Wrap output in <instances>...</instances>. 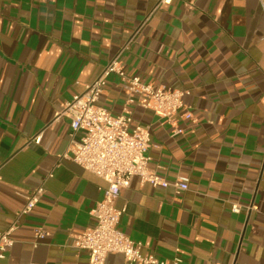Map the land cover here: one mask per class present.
Here are the masks:
<instances>
[{
	"label": "crops",
	"instance_id": "crops-1",
	"mask_svg": "<svg viewBox=\"0 0 264 264\" xmlns=\"http://www.w3.org/2000/svg\"><path fill=\"white\" fill-rule=\"evenodd\" d=\"M116 55L129 77L189 91L193 117L165 123L128 106L149 129V166L189 183L133 177L115 201L118 228L162 260L264 264V0H0V231L16 225L0 264H88L72 236L92 225L106 183L63 156L60 112ZM125 98L111 74L98 103L119 114ZM105 264L127 263L111 253Z\"/></svg>",
	"mask_w": 264,
	"mask_h": 264
},
{
	"label": "built area",
	"instance_id": "built-area-1",
	"mask_svg": "<svg viewBox=\"0 0 264 264\" xmlns=\"http://www.w3.org/2000/svg\"><path fill=\"white\" fill-rule=\"evenodd\" d=\"M169 1L160 0L161 3ZM111 74L121 79L126 93L123 111L119 114H113L98 103ZM188 93L184 89L144 82L138 76H127L119 55H116L105 65L98 77L84 85L82 92L74 93L66 101L60 114L70 121V153L63 156L106 183L102 198L90 210L94 219L92 225L72 236L71 245L87 252L88 264H105L107 255L111 253H121L127 264H179L178 258L162 260L154 255H142L140 243L133 241L118 228L125 207L117 208L115 201L121 189L127 187L135 176L154 187H171L175 192L187 190V176L169 181L159 173L158 167L149 166V129L133 124L128 106L138 103L143 108L150 109L162 122L173 124L177 118H193L184 103V96ZM178 132L180 129L174 127L172 135ZM43 193L44 187L36 186L26 197L20 214L31 212ZM243 207L246 210L254 208L252 205L231 203L230 210L239 212ZM15 228L16 225L11 224L0 231V257L13 244L11 233ZM42 235L41 229L35 230L37 238Z\"/></svg>",
	"mask_w": 264,
	"mask_h": 264
}]
</instances>
